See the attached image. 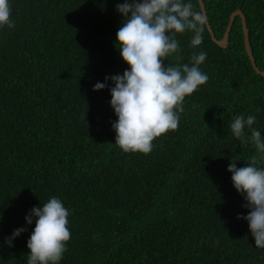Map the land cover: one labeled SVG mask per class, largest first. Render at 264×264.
<instances>
[{
	"label": "trees",
	"instance_id": "16d2710c",
	"mask_svg": "<svg viewBox=\"0 0 264 264\" xmlns=\"http://www.w3.org/2000/svg\"><path fill=\"white\" fill-rule=\"evenodd\" d=\"M204 1L220 40L233 12L244 11L264 71V0ZM123 2L11 0L15 27L0 29V264H27L35 221L25 216L52 196L70 211L60 264H264V248L237 218L251 209L228 171L232 158L243 167L253 155L264 167L250 130L242 145L230 129L235 116L255 115L264 136V76L248 55L241 16L226 46L207 24L195 49L194 33L175 35L180 51L164 65L190 64L203 50L209 79L152 151L124 152L112 127L114 82L93 90L130 67L117 46ZM21 226L14 246L3 243Z\"/></svg>",
	"mask_w": 264,
	"mask_h": 264
},
{
	"label": "clouds",
	"instance_id": "9594fccd",
	"mask_svg": "<svg viewBox=\"0 0 264 264\" xmlns=\"http://www.w3.org/2000/svg\"><path fill=\"white\" fill-rule=\"evenodd\" d=\"M116 9L124 17L116 33L117 46L130 67L123 74L105 76V82H96L93 90L108 88L109 80L114 82L110 104L118 117L112 122L115 144L124 152L147 154L155 138L178 128L185 98L209 79L200 68L208 55L203 50L192 54L190 64L164 65L168 56L180 51L177 33H194L190 40L194 49L203 43L207 16L202 10H194L191 0H124ZM11 17V0H0V29L15 27ZM255 122V115H237L230 124L231 133L244 145L248 142L246 129L250 130L251 142L264 155V136L253 127ZM235 161L232 158L228 171L246 200L243 206L251 209L237 218L248 221L255 246L264 248V167L258 166L255 155L243 167ZM69 215L57 196L29 210L25 220L28 225L35 221V227L27 240V264H60L71 239ZM25 231L24 226L14 229L3 243L14 246V240Z\"/></svg>",
	"mask_w": 264,
	"mask_h": 264
},
{
	"label": "water",
	"instance_id": "95a60500",
	"mask_svg": "<svg viewBox=\"0 0 264 264\" xmlns=\"http://www.w3.org/2000/svg\"><path fill=\"white\" fill-rule=\"evenodd\" d=\"M200 2V5H201V8L203 10V12L205 13V15L207 16V25H208V28H209V31L212 35V38L214 39V41H216L220 46H226L228 44V40H229V37H230V34H231V31H232V27H233V24L235 22V19H236V16L237 15H240L241 18H242V23H243V28H244V35H245V46H246V49H247V52H248V55L253 63V66L255 68V70L259 73V74H262L264 76V71H262L258 65H257V62L253 56V53H252V50H251V45H250V33H249V28H248V23H247V18L245 16V13L244 11H242L241 9L233 12V14L231 15V20H230V24H229V27L227 29V32L224 36L223 39H218L215 35V32L208 20V13H207V8H206V3L204 0H199Z\"/></svg>",
	"mask_w": 264,
	"mask_h": 264
}]
</instances>
